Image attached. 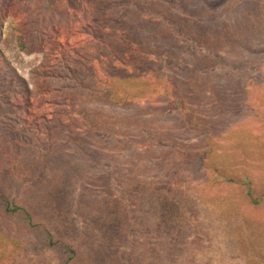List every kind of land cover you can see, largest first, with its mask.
<instances>
[{
    "label": "rangeland",
    "instance_id": "374dc122",
    "mask_svg": "<svg viewBox=\"0 0 264 264\" xmlns=\"http://www.w3.org/2000/svg\"><path fill=\"white\" fill-rule=\"evenodd\" d=\"M235 1L219 8L224 32L264 16V0ZM158 3L191 16L182 0H0V191L73 244V264H264V198L246 203L212 171L247 174L264 196V47L226 44L199 93L204 54L160 41L172 18ZM93 76L101 86L84 88ZM110 85L128 95L120 107L90 100ZM21 233L0 218V264H57Z\"/></svg>",
    "mask_w": 264,
    "mask_h": 264
},
{
    "label": "trees",
    "instance_id": "16d2710c",
    "mask_svg": "<svg viewBox=\"0 0 264 264\" xmlns=\"http://www.w3.org/2000/svg\"><path fill=\"white\" fill-rule=\"evenodd\" d=\"M225 1L226 0H182L183 5L186 4L187 7L192 8L190 17L178 12L169 13L168 8L164 4L158 3L154 5L159 13H162V16H171L172 18L169 26L159 27L158 35L161 42L170 44L172 48H178V45H182V43L189 41V43L193 44L195 48L202 51L204 54L203 62L201 63L203 65L200 68V71H191L189 75L192 86L195 87L196 91L199 93H204L205 90L208 91V89L211 88V85L213 86L212 81L209 79L208 68H218L222 64L223 59L219 57V51L226 44L228 51H231V49L234 48L239 49L241 53H244L247 50L250 51V53H258L263 50L264 47V16L258 15V19L250 20L247 14H240L242 17L239 18L236 16L238 22H236L237 25L233 26V31L230 30L229 32H224L219 28L223 23L228 25V21L225 18H221L224 15L222 13L224 11L219 9L221 3H224ZM235 3L237 6H240V4H250L251 2L250 0H236ZM192 17L195 20H193ZM223 17L227 16L224 15ZM244 18L247 19L244 20ZM248 19L249 22L247 23ZM222 32H224V38L223 41H220L219 38L221 37ZM143 70L144 72L149 73L147 68L144 67ZM160 85L162 84L160 83ZM160 85L158 84L152 91L150 90V93L159 92V90H161L159 88ZM100 86L99 78L96 76L83 82L84 88H95ZM144 87L145 89L140 91L139 96H133L132 98H147L149 95L148 84L145 83ZM115 90L116 88L111 85L106 86L105 88L96 91V94L91 96L90 100L96 104L110 108L120 107L123 100L127 98L128 95L124 94V96L120 97ZM189 112H191L188 117L190 119V116L195 112L194 108L190 109ZM195 120L197 132L199 135L204 134V137L201 140L207 142L210 141L208 136L209 128L207 126V124H209L208 118L196 115ZM129 121L130 123H135L133 119H129ZM91 123L99 129H104L106 131L114 130V128L105 126V124L98 119L92 118ZM166 142L170 147L177 143L171 135L167 136ZM92 154L96 157L98 156L95 151H93ZM210 154L211 150L208 149L197 155V157L195 156L194 160L199 167L205 168L207 167L205 162L207 160L206 158ZM218 169L215 167L212 168V171L215 174L216 183L235 185L241 198L246 203L253 206H257L261 203L264 196H260V198L254 196L253 180L249 175L244 174L239 178H232L221 172L222 170L220 171ZM0 218L9 219L10 222L15 225L18 234L22 232L29 236L31 239L29 246L30 251L52 253L56 257L57 264H73L77 254L73 244L56 238L46 226L39 221H36L30 212L2 191H0Z\"/></svg>",
    "mask_w": 264,
    "mask_h": 264
}]
</instances>
